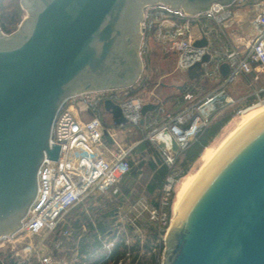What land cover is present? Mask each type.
<instances>
[{
	"label": "water",
	"instance_id": "1",
	"mask_svg": "<svg viewBox=\"0 0 264 264\" xmlns=\"http://www.w3.org/2000/svg\"><path fill=\"white\" fill-rule=\"evenodd\" d=\"M235 1L19 0L26 16L16 31L0 28V238L20 229L43 160H57L60 145L49 142L63 103L139 80L143 7L162 3L199 13ZM206 44L203 37L193 46ZM208 60L205 54L190 66L187 79L199 80ZM219 71L224 77L229 66L221 64ZM156 108L142 106L141 125ZM104 110L114 125L127 124L110 100ZM162 264H264V113L227 138L187 188L165 238Z\"/></svg>",
	"mask_w": 264,
	"mask_h": 264
},
{
	"label": "built area",
	"instance_id": "2",
	"mask_svg": "<svg viewBox=\"0 0 264 264\" xmlns=\"http://www.w3.org/2000/svg\"><path fill=\"white\" fill-rule=\"evenodd\" d=\"M238 1L228 6L214 4L199 13H187L162 3L143 7L139 24L142 38L139 53L143 66L144 61L147 62L152 41L158 47L172 49L176 53V69L185 76L180 85L184 87L182 94L188 89L192 91L193 82L203 79L216 85L210 92L192 104L181 107L176 113L161 109L164 120L154 128V136L150 138L168 169L159 188L158 200L149 205L143 201L138 202L130 209L126 199L110 217L112 228L108 235L97 234L99 245L94 252L90 255L80 254L78 242L85 229L81 227L76 235L74 229L67 225L65 216L88 200L96 205L104 197L114 199L112 195L118 192V185L131 168L132 148L123 144L118 134L127 132L128 127L139 129L150 126L145 123V117L143 124H140V110L148 103L156 104L157 107L160 105L153 94L134 90L142 79V72L139 80L131 87L83 92L71 96L63 103L54 119L49 142L50 146L52 143L60 145L57 160H43L37 175V193L20 229L0 238V242H8L2 261L8 258L15 264L93 262L91 257L102 254L107 259L119 242L124 244L126 251L117 264H130V213L134 217L133 221L137 220L139 228L145 224L143 216L146 212L148 220L156 223L155 227L152 226V238L145 243L139 241L143 246H139L138 254L144 250L147 256L154 257V264L163 263L165 238L171 222L168 208L174 187L181 176L180 170L175 168L179 155L209 125L214 117L211 111L215 106L222 109L229 105L231 99L228 90L239 78L251 72L264 73V9L256 11L255 5L238 9L246 14L248 18L245 21L251 27L247 40L232 43L230 49L215 47L211 43L214 29L219 30L233 21L236 13L233 5ZM203 37L207 40L205 46H193L196 40ZM205 54L209 55V60L203 63L204 73L199 80L189 81L186 70ZM224 63L229 66V71L223 77L219 67ZM182 97L189 100L193 94L187 92ZM107 100L119 106L127 119L126 125L113 124L110 114L104 110V102ZM263 104L264 99L256 103ZM172 141L177 146L175 152L172 151ZM160 143L164 144L163 149L159 147ZM74 234L76 241L72 243ZM94 264L102 262L95 259Z\"/></svg>",
	"mask_w": 264,
	"mask_h": 264
},
{
	"label": "rangeland",
	"instance_id": "3",
	"mask_svg": "<svg viewBox=\"0 0 264 264\" xmlns=\"http://www.w3.org/2000/svg\"><path fill=\"white\" fill-rule=\"evenodd\" d=\"M15 14V18L12 20L10 25L11 31L10 34L18 28L21 20L26 16V11L22 8L19 4V0H11L9 2L4 3V8L0 7V17L2 15L5 16H12ZM8 20V19H7ZM1 22V21H0ZM147 62L144 61V74L147 79V84L143 86L141 93L148 92L149 94H153L157 98V102L160 104L155 110V117L159 114V120L162 123L164 114L161 112V109L164 112L169 113H176L180 110L181 107L187 104H192L197 98L204 96L210 90H212V85L203 84L197 85L201 87V90L198 92L199 95L193 96L189 100H184L182 97L181 91L178 87L184 81L185 76L180 74L176 69V53L172 49H164L161 50L158 45L152 43L150 41V50L148 53ZM146 62V63H145ZM178 86V87H177ZM264 91V73L263 72H251L248 73L241 78H239L228 90V96L231 99L229 105L225 108L218 109L213 114V119H217L218 117L225 116L229 113H232L230 120L219 130L216 137L210 142V146L213 148H217L220 143L231 133L238 121L240 120L241 116L249 111L250 109H257L261 105H256L259 99H264V97H260V93ZM196 94V93H195ZM173 102L172 108L164 109L165 103ZM181 105V106H180ZM183 105V106H182ZM264 105V104H263ZM258 106V107H257ZM154 110V111H155ZM159 123V122H158ZM148 125V122H147ZM155 127H158L155 124H151L150 126L141 127V128H130L128 127L127 132L124 134H118L119 140L125 144L130 145L132 148L130 152V163L132 166V171L137 173V177L133 182L132 186L130 187V194L126 197L127 201L130 203V209L138 202H146L147 205L153 204L155 201L158 200L159 197V188L156 189L153 193H148L147 186L150 184L152 179V174L149 169V162H157L158 158L161 157L157 154L152 140L153 138V130ZM149 137V138H146ZM146 138V139H145ZM147 142V148L142 152L138 153L135 152L136 147L142 143ZM182 154V153H181ZM180 154V155H181ZM179 155V157H180ZM200 157V156H199ZM194 161L186 175L190 173H195L201 167L200 158ZM162 161V159H161ZM163 162V161H162ZM177 170V166L175 167ZM185 175V176H186ZM185 176H180L178 179L174 191L172 193V197L170 200V205L168 211L170 212L171 222L174 217L173 214V205L176 199V194L178 187L180 185L181 180ZM105 198V197H104ZM109 199V198H105ZM114 201V199L112 200ZM136 208H138L136 206ZM142 208V206H140ZM138 209V211L140 210ZM143 216V220L145 224L141 225L138 228L137 220H134L133 215L130 213V245L137 244L138 246H143L139 243L140 240L149 241L152 238V226L155 227V221L148 220V214L145 212ZM171 222L169 228L171 227ZM132 223V224H131ZM143 226V227H142ZM151 226V227H150ZM2 242V243H1ZM0 243V247L6 250V246L8 242L3 240ZM145 243V242H144ZM139 252V251H138ZM6 255V251L2 253V255ZM140 258L142 256L144 259L143 261L149 259L151 256H147L146 251H140ZM154 258V257H153ZM132 256L130 257L131 262ZM140 259V261H141ZM142 262V261H141ZM77 261L73 262L76 264ZM134 264V263H130Z\"/></svg>",
	"mask_w": 264,
	"mask_h": 264
},
{
	"label": "trees",
	"instance_id": "4",
	"mask_svg": "<svg viewBox=\"0 0 264 264\" xmlns=\"http://www.w3.org/2000/svg\"><path fill=\"white\" fill-rule=\"evenodd\" d=\"M9 1L11 0H1L0 7L4 8V3ZM14 18L15 14L12 16L2 15L0 17V28L4 33H9L11 31L10 25ZM145 84H147V79L145 75H142V79L135 86L134 90L136 92L141 91ZM260 97H264V91L260 93ZM231 115L232 113H229L225 116L218 117L217 119H212L209 125L204 128L203 131L193 141L189 143L188 147L184 152H182L176 161V166L180 170L181 176H185L187 174L191 164L198 159L202 150L210 144V142L218 134L219 130L230 120ZM147 146V142H142L136 147L135 152L142 153L147 148ZM130 167L129 174L118 185V192L112 195V198L114 197V201L103 198L98 200L95 205L93 201L88 200L79 204L65 216L67 225L71 226L75 230L76 235L79 233L82 224L87 226L86 232L83 233L81 239L78 242L79 252L90 255L99 245V242L96 240L97 234L102 236L108 235V231L112 228V221L110 217L113 215V212L116 210L117 206L126 201V197L130 194V187L133 184L131 181L135 180L137 177V173L132 171L131 163ZM149 168L153 172L151 182L147 186V191L148 193H153L156 189L161 187L164 178L168 173V169L160 158H158V163L149 162ZM121 194L122 196L117 197ZM75 234L72 238V243H75L76 241ZM125 249L126 248L124 244L118 242L113 247L111 254L109 257H107V259L105 258L104 254L93 256L91 259L99 260L102 262V264H117V261L123 257L126 251ZM138 251L139 246L137 244L130 246V252L132 253V259L130 263L154 264L153 257L143 261L142 259L144 258L142 257L141 259L139 257Z\"/></svg>",
	"mask_w": 264,
	"mask_h": 264
},
{
	"label": "crops",
	"instance_id": "5",
	"mask_svg": "<svg viewBox=\"0 0 264 264\" xmlns=\"http://www.w3.org/2000/svg\"><path fill=\"white\" fill-rule=\"evenodd\" d=\"M251 5H255L256 11H261L264 9V0H240V1L236 2L233 5V9L236 11L233 21L222 26L219 30L214 29V33H213V36L211 38V43L215 47H224V48L230 49L232 47V43L242 42L244 39L247 40L248 37H250L251 27L248 24V22L245 21L246 20L245 18H248V17L245 16L246 14L244 12H241L238 9H240L242 7L251 6ZM208 24L212 25V23H208ZM197 32L198 31L196 30L195 34H197ZM160 49L164 50V48H160ZM143 72H144V69H143ZM201 83L212 85L211 87L216 86L214 82L212 83V82H209V81H206L203 79V80H200L198 82H193V85H192L194 87L193 90L191 91V89H188L183 94L190 92L193 94V96L199 95L200 93H198V92L201 90V87H198L197 85H200ZM172 104H174V103L173 102L165 103L164 109H166V107L172 108ZM156 111L157 110L148 112L145 115V120H146L145 123L148 122V125L155 123V125H157V126L161 124L159 117H158L159 114L156 115V117H155ZM150 171L152 174L153 171L151 169H150ZM120 196H122V194L118 195L117 197H120ZM82 227L85 229V232H86L87 226L85 224H82ZM70 228H72V227L70 226ZM5 251L6 250H4L0 247V264H15L12 260H10L8 258H5L2 261V258L5 257V255L4 254L2 255V253H4ZM80 254L83 255V253H81V252H80ZM94 261L93 262H87L86 261L85 263L82 261H79L76 264H94Z\"/></svg>",
	"mask_w": 264,
	"mask_h": 264
},
{
	"label": "bare ground",
	"instance_id": "6",
	"mask_svg": "<svg viewBox=\"0 0 264 264\" xmlns=\"http://www.w3.org/2000/svg\"><path fill=\"white\" fill-rule=\"evenodd\" d=\"M263 113H264V105L259 106V108L257 109H250L249 111H247L241 116L235 129L231 133H229V135L220 143V145L217 148H213L210 145H208L202 150L200 157H199L201 161V167L195 173H190L186 175L180 182V185L178 187L177 194H176V199L173 205L174 217L172 219L171 226L173 222L177 219L178 206L181 200L183 199L187 191V188L202 174L206 165L215 158L216 154L218 153V151L220 150V148L222 147L226 139L232 136L233 134H235L240 129L252 123L254 120L259 118Z\"/></svg>",
	"mask_w": 264,
	"mask_h": 264
}]
</instances>
